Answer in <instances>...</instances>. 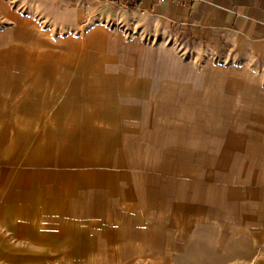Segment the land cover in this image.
Here are the masks:
<instances>
[{
    "label": "crops",
    "instance_id": "1",
    "mask_svg": "<svg viewBox=\"0 0 264 264\" xmlns=\"http://www.w3.org/2000/svg\"><path fill=\"white\" fill-rule=\"evenodd\" d=\"M13 3L59 52L0 65V264H264V0Z\"/></svg>",
    "mask_w": 264,
    "mask_h": 264
},
{
    "label": "rangeland",
    "instance_id": "2",
    "mask_svg": "<svg viewBox=\"0 0 264 264\" xmlns=\"http://www.w3.org/2000/svg\"><path fill=\"white\" fill-rule=\"evenodd\" d=\"M115 7V6H114ZM118 7L113 8L111 10H115V13L119 16L116 20L117 22H114V27L121 26L122 23H120V14H119ZM109 10V9H108ZM16 14V15H15ZM134 25V24H128ZM46 22H43L42 19L38 16H32L30 14H27L24 11V8L21 7L17 3H13V0H0V65H6V68H8V64L11 60L16 59H56L58 57V48L55 46L56 42L54 40L56 39L55 36L46 33L47 29ZM129 26H125L124 29H126ZM130 33H135V35H142L146 40L152 41V42H166L167 44L171 43L176 46H178V49L181 51L184 50V47L187 46L188 48H194L196 46L195 43H193L191 40L188 39L187 35L183 36L178 32V34L173 36H167V35H149V34H141L140 31L137 30L134 26L128 28V31ZM48 40H50V43L48 44ZM52 43V44H51ZM51 45H53L51 47ZM199 46H203V44H200ZM227 55V57H225ZM225 54H215L211 52V54L205 56L207 60H210L211 63L221 66L223 71H226V68L230 69L231 66H233L232 62L230 61V58L228 57L231 55L230 53ZM237 64V63H236ZM239 66L241 64H238ZM243 66V65H241ZM240 66V69H241ZM232 68V67H231ZM226 69V70H225ZM247 69V68H246ZM235 71V69L233 68ZM241 71V70H240ZM250 72H253L255 75V78H262L260 83H257L256 91L259 89L263 91L264 88V78L262 77L264 75V69L262 67H256L250 68ZM229 75V74H228ZM230 77H232L230 75ZM247 82V80H242ZM261 87V89H260ZM262 100L260 98L257 99V104H261ZM246 104H248L247 101L242 100V103H240V106L243 108H247ZM256 104V105H257ZM216 105V102L214 99L209 102L208 109L212 110ZM254 105V106H256ZM228 104L225 105V109H228ZM190 116L191 114H195L194 108H188ZM244 117L242 118L243 121ZM224 120L227 122L228 117L226 116ZM189 125H190V140L191 144H194L193 142L198 143L202 140V130H201V120L200 118H194L190 119L189 117ZM195 127L197 128L195 130ZM195 133V134H194ZM197 145V144H196ZM200 152L198 151H191V155H194L196 153ZM197 157H199V154H196ZM201 181V182H198ZM195 182L194 186L196 187L195 190L199 192V189L204 187L203 178H198ZM205 189L200 190V192H203ZM197 194H202V193Z\"/></svg>",
    "mask_w": 264,
    "mask_h": 264
},
{
    "label": "built area",
    "instance_id": "3",
    "mask_svg": "<svg viewBox=\"0 0 264 264\" xmlns=\"http://www.w3.org/2000/svg\"><path fill=\"white\" fill-rule=\"evenodd\" d=\"M103 4L115 6L118 8L128 9L130 7V3L135 0H99ZM158 2L161 0H157Z\"/></svg>",
    "mask_w": 264,
    "mask_h": 264
},
{
    "label": "bare ground",
    "instance_id": "4",
    "mask_svg": "<svg viewBox=\"0 0 264 264\" xmlns=\"http://www.w3.org/2000/svg\"><path fill=\"white\" fill-rule=\"evenodd\" d=\"M245 73V72H244Z\"/></svg>",
    "mask_w": 264,
    "mask_h": 264
}]
</instances>
